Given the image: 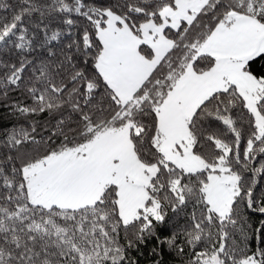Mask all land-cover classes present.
I'll use <instances>...</instances> for the list:
<instances>
[{"label": "snow or ice", "instance_id": "1", "mask_svg": "<svg viewBox=\"0 0 264 264\" xmlns=\"http://www.w3.org/2000/svg\"><path fill=\"white\" fill-rule=\"evenodd\" d=\"M0 11V52L15 57L0 59V99L22 90L31 102L14 112L61 116L47 137L32 123L0 140V264H133L127 249L153 237L178 256L181 239L204 241L188 264H264V220L250 223L264 215V0H16ZM74 16L86 21L79 39ZM37 49L47 58L30 59ZM53 137L58 147L34 154ZM189 203L190 225L161 238L166 210Z\"/></svg>", "mask_w": 264, "mask_h": 264}, {"label": "trees", "instance_id": "2", "mask_svg": "<svg viewBox=\"0 0 264 264\" xmlns=\"http://www.w3.org/2000/svg\"><path fill=\"white\" fill-rule=\"evenodd\" d=\"M0 2H7L10 4H14L16 0H0ZM85 2L89 4L95 3V4H103L104 6H111L113 4H116L117 0H85ZM0 14H4V13L0 11ZM210 16L211 14H209V16L198 18L201 21V26H203V24L211 22ZM74 18L76 19L77 23L72 31L75 38L79 39L81 28L82 26L86 25V21L82 17L74 16ZM63 27L66 28V26ZM170 36H173L174 38V33H170ZM70 39L71 37L64 36L59 44H54L52 47L55 50H59L67 42H69ZM29 58L38 61L40 58H47V52L45 49H37L35 52L29 55ZM0 59H3L8 62H14L15 57H11V54L9 52H0ZM83 67L86 70V74L96 75L91 60H89L88 64L84 65ZM98 92L102 94L103 88L99 89ZM30 102H31L30 99L22 90L10 91L6 99H0V140L4 139L5 134L10 132L13 128H19V127L30 128V125L32 123H36L39 126L38 131H40L41 135L44 137H47L51 131H54L53 126L55 125L56 120L61 118V116L59 115L53 117L47 113H41L39 115L33 114L28 117H25L13 111L12 105L15 104L25 105ZM70 115H74L70 112V110L65 111L63 113L64 118H67ZM233 115L235 117H242L244 121L248 119L246 110L243 109L242 104L240 103H238L237 107L233 109ZM238 125L241 126L245 130V132H247L248 126L246 123H243L242 121L238 120ZM230 137L231 134H229V138ZM40 138H41L40 136H37V139ZM61 141L62 138L57 139L53 137L52 141H49L48 144L43 145L40 148V150L34 154L38 155L51 147H58ZM243 146H244V142L242 141V145H241L242 149ZM2 152L3 150L0 149V154H2ZM29 152L31 153L32 150L29 149ZM248 175L250 176L251 174L249 173ZM257 187L258 190L260 188H264V177H261V183ZM197 208H199V206H197ZM192 209H193V204L191 203H189L183 209L177 210V212H173L171 208H168L166 210L167 211L166 221L162 224L157 223V234L161 238H164L171 235V233L174 230L190 225L191 223L190 215ZM260 220H264V215L252 214L250 223H252L253 227L255 228V226L259 223ZM235 238L239 242L240 237L238 234L235 236ZM120 243L126 245V241L124 240L123 229H121ZM179 243H182L184 245L185 254L183 256H178L174 251L169 250L167 248V245L158 244L155 237L146 240L145 243L140 244L138 247L127 249V256L130 258L133 264H154V259L162 260V264H188V261L193 258L194 252L201 251L206 246L204 241L198 243L195 249H192L190 246H188L183 239H181ZM248 243L250 249L254 251L255 250L254 236L253 239L250 240ZM154 247L161 248L160 257L154 256L153 252L151 251Z\"/></svg>", "mask_w": 264, "mask_h": 264}]
</instances>
